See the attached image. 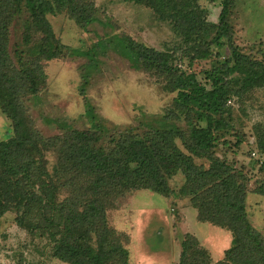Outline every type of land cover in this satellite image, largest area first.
Returning a JSON list of instances; mask_svg holds the SVG:
<instances>
[{
    "label": "trees",
    "instance_id": "trees-1",
    "mask_svg": "<svg viewBox=\"0 0 264 264\" xmlns=\"http://www.w3.org/2000/svg\"><path fill=\"white\" fill-rule=\"evenodd\" d=\"M123 1L146 4L159 19L174 23L187 43L194 41L192 60L213 56L211 46L226 41L233 67L216 68L208 88L195 74L177 72L168 54L125 37L121 50L130 60L170 77L168 90L177 92L173 109L159 120V126L140 130L108 127L90 107L95 129L46 138L35 128L22 98L46 87L44 61L71 53L55 36L47 16L57 10L68 12L86 27L96 19V6L89 0H0V108L13 129V136L0 142V219L15 213L18 226L46 239L61 261L130 264L124 239L109 226L107 210L117 197L131 191L175 195L168 180L180 172L185 177L180 193L191 197L198 220L226 230L232 240L223 259L214 262L197 237L187 233L178 264H264V235L247 211L245 177L215 156L225 133L233 130L227 120L228 103L264 87V63L235 43L232 0H221L217 24L207 21L199 0ZM25 11L30 13L25 38L29 47L20 51V65L15 66L9 55L10 26L13 17ZM211 33L215 36L208 40ZM183 119L190 125L188 132L173 124ZM238 139L237 145L242 142ZM178 140L192 154L186 155ZM256 144L264 155L260 125ZM51 151L57 153L52 169L47 158ZM194 157L206 158L211 165H197ZM255 193L264 197V180Z\"/></svg>",
    "mask_w": 264,
    "mask_h": 264
},
{
    "label": "rangeland",
    "instance_id": "rangeland-1",
    "mask_svg": "<svg viewBox=\"0 0 264 264\" xmlns=\"http://www.w3.org/2000/svg\"><path fill=\"white\" fill-rule=\"evenodd\" d=\"M89 1L95 4L97 11L95 21L89 26H81L64 11L57 10L47 16L55 36L71 53L44 61L46 87L36 95L22 98L35 128L46 138L70 130L95 129L90 107L97 120L108 127L140 130L159 126V120L173 109L177 92L168 90L170 77L130 60L121 50L125 37L168 54L170 65L177 72L195 74L208 88L216 68L223 64L228 68L234 65L224 40L211 46L213 56L192 60L196 52L194 41L187 43L174 23L159 19L146 4L123 0ZM198 3L207 21L217 24L222 11L221 0H199ZM231 9L236 45L252 59L264 63V0H232ZM29 17L30 13L25 11L12 19L9 55L15 66L20 65V51L29 47L25 44ZM214 36V33L209 34L208 40ZM36 40H40L39 34ZM228 109L227 120L233 130L225 133L215 156L245 177L247 211L254 227L264 235V197L255 193L264 180V155L256 144V127H264V87L233 98ZM173 124L187 132L190 129L185 119ZM12 136V123L0 108V142ZM238 138L242 140L239 145ZM177 144L186 155L192 154L180 140ZM47 158L52 169L57 153L51 151ZM194 161L206 168L211 165L206 158L194 157ZM168 181L175 192L173 196L151 190L131 191L117 197L107 210L109 226L124 239L130 264H178L181 242L187 233L197 237L214 262L223 259L225 250L230 247L231 234L198 220L191 197L180 193L185 183L182 173H175ZM0 264L70 263L56 258L46 239L19 227L16 214L9 212L0 219Z\"/></svg>",
    "mask_w": 264,
    "mask_h": 264
}]
</instances>
